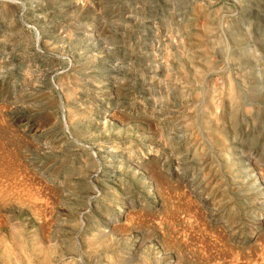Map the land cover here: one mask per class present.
Masks as SVG:
<instances>
[{
	"label": "rangeland",
	"instance_id": "obj_1",
	"mask_svg": "<svg viewBox=\"0 0 264 264\" xmlns=\"http://www.w3.org/2000/svg\"><path fill=\"white\" fill-rule=\"evenodd\" d=\"M0 264H264V0H0Z\"/></svg>",
	"mask_w": 264,
	"mask_h": 264
},
{
	"label": "bare ground",
	"instance_id": "obj_2",
	"mask_svg": "<svg viewBox=\"0 0 264 264\" xmlns=\"http://www.w3.org/2000/svg\"><path fill=\"white\" fill-rule=\"evenodd\" d=\"M250 155H251V154H250ZM248 156H249V155H248ZM248 156H247V157H248ZM250 157H251V156H250ZM245 159H248V158H245ZM248 163H249V162H248ZM250 164H251V163H250ZM255 169H256V168H255ZM149 172H150V171H149ZM152 178H153V177H152ZM257 189H258V188H257ZM191 214H192V213H191ZM126 215H127V214H126ZM255 262H256V261H255Z\"/></svg>",
	"mask_w": 264,
	"mask_h": 264
}]
</instances>
